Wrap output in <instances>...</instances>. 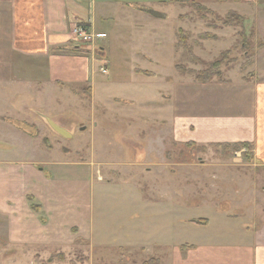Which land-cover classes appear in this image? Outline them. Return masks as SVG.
<instances>
[{"label":"rangeland","instance_id":"1","mask_svg":"<svg viewBox=\"0 0 264 264\" xmlns=\"http://www.w3.org/2000/svg\"><path fill=\"white\" fill-rule=\"evenodd\" d=\"M115 1L156 6L165 18H156L151 25L148 19L152 18L140 12L137 23L126 29L123 43L120 34L124 26H100L97 33L89 31L94 37L89 43L76 38L74 26L70 29L74 43L68 52L78 54L74 51L80 49L79 54H84L88 53L81 51L84 47L94 52L103 47L108 53L105 59L97 60L93 96L79 91L90 85H65L57 90L43 83L37 97H22L15 107H0V118L11 119L9 123L0 119V146L14 147L8 159L38 164V168L95 163L91 198L82 212L88 217L79 219V228L73 229L75 235L44 236L51 241L66 240L57 246L42 242L39 236H11L10 228L22 231L25 221L18 224L13 220L14 225L9 227L1 220L0 264H144L153 260L157 263L151 264H171L176 251L186 244L201 248L235 244L244 238L253 241L254 223L262 233L255 238L264 242L262 198H258L256 207H248L257 221L233 216L234 207L241 206V196L249 197L253 190L247 182L242 183L251 176L246 172L254 163L253 157L246 158L251 152L244 148L226 150L220 145L180 146L162 124V120L174 118L175 107L169 97L173 99L175 87L234 84L257 75L264 80V0H257V7L251 10L234 2L215 5L197 1L199 8L190 1ZM232 11L245 17L240 27L225 24ZM122 14L124 10L111 11V17L120 18ZM5 28L1 25L0 32L4 34ZM248 62L253 64L246 67ZM214 64L219 77L208 84L200 83L197 73ZM106 66L108 73L102 74L100 68ZM135 68L152 71L156 78L149 81L137 76ZM9 78L6 75L1 79ZM144 92L149 96L141 99ZM127 97H134L135 103L114 101ZM151 117L156 118V139H152L156 150L151 145L155 151L147 155L145 166L129 165L137 158L133 153L145 146L139 144L138 137L155 135L151 130L146 132L148 126L141 123ZM47 119L72 138L55 133ZM23 127L27 132L20 129ZM123 136L127 138L122 140ZM240 152L241 157L236 159L235 154ZM79 169L76 175H83L85 169ZM83 195L78 189L76 208H83ZM20 214L23 218V209ZM192 220H206V224ZM33 223L32 230L39 229V224L36 228Z\"/></svg>","mask_w":264,"mask_h":264},{"label":"crops","instance_id":"2","mask_svg":"<svg viewBox=\"0 0 264 264\" xmlns=\"http://www.w3.org/2000/svg\"><path fill=\"white\" fill-rule=\"evenodd\" d=\"M197 1L221 4L219 0ZM228 2L244 4L247 10L257 7V0H228L224 3ZM123 10L124 14L120 18L111 17V11L115 13ZM149 10L157 11L156 6L115 0H0V28L1 25H6L4 34L0 32V107H15L22 97L30 98L29 100L37 97L43 83L57 90L63 89L65 85H90L79 91L93 96L95 66L100 58L93 53L68 52L74 43L70 29L75 25H83L88 31L97 33L100 26L105 29L109 26H124V32L120 34V42L123 43L126 29L137 23L140 12L148 14L152 18L148 22L155 24L156 17ZM129 17L132 18L131 21ZM60 47L69 50L57 51ZM101 49L104 50L103 47ZM105 54H108L106 50ZM7 59L8 62H4ZM140 71L136 69L135 74L149 81L156 78V73L152 71ZM6 75H9V80L1 79ZM147 96L149 95L144 92L141 99L148 98ZM123 99L115 98L114 101L124 105L135 103L134 97ZM169 99L173 100L175 107L174 118L162 120V124L168 128L169 137L177 143H195L196 146L238 143L251 145L254 163L249 164L246 171L251 176L242 183L247 182L246 186L253 190L249 192V197L241 196V206L239 209L234 207L233 216L257 221L256 214L251 213L248 207L258 203V198L264 200V80L257 75L253 80L227 85L199 87L189 83L182 85L180 89L175 87L174 97L172 99L170 96ZM0 119L6 123L11 120L2 116ZM141 123L142 126H148L146 132L151 130L155 135L147 133L144 138L138 137L139 144H145L146 147L143 145L144 148L133 150V154L137 156L135 162H125L137 167L145 166L147 155L156 150V141L152 142V139H156V118H143ZM123 138L127 137L123 136L122 140ZM151 145H154L155 150ZM0 147V222L5 220L12 227L13 220H17L18 224L24 220L22 231L10 228L9 235L18 236L20 233L33 238L39 236L42 237V242L47 240L57 246L63 244L65 239H54V242L44 236L75 235L73 229L79 228V219L88 217L86 212H82L84 208L87 210L85 205H88L91 198L92 167L95 163H61L38 168V164L8 159L7 156L14 151L13 146ZM151 151L153 152L150 153ZM79 168L85 169L83 175H76ZM78 189H82L84 193L82 209L75 207ZM21 209L25 213L23 218ZM31 221L36 228L38 223L39 229L32 230ZM254 225L256 230L253 236L262 235L257 223ZM255 237L253 241L244 238L235 244L201 248L193 245V248L187 249H182L181 246L171 264H264V242L262 238L258 240Z\"/></svg>","mask_w":264,"mask_h":264},{"label":"trees","instance_id":"3","mask_svg":"<svg viewBox=\"0 0 264 264\" xmlns=\"http://www.w3.org/2000/svg\"><path fill=\"white\" fill-rule=\"evenodd\" d=\"M176 1H178V2H181V3H187V2H191V5H193V6H197V7H201V5L199 6V3L197 2V0H176ZM228 0H219V2H227ZM238 2V1H237ZM198 4V5H197ZM227 21H226V25L227 26H237V27H240V25L243 23V22H245V17H243V16H241V15H239L237 12H234V11H232V12H230L229 13V15H228V18L226 19ZM71 50L73 49V47H71L70 48ZM57 51H64V50H69L68 48H62V47H60V48H57L56 49ZM76 51H78V52H76ZM76 51H74L75 53H80L79 51H80V49H78V50H76ZM82 52H84V51H82ZM81 52V53H82ZM84 54H87V53H84ZM98 57V56H97ZM98 58H100V57H98ZM251 64H253V62L251 63V62H248L247 64H246V67L247 66H249V65H251ZM215 68H216V64H214V65H211L210 66V68L209 69H207V70H205V71H201V72H198L197 73V80L200 82V83H203V84H208V83H210L213 79H215V78H217V77H219V73H216V72H214V70H215ZM244 71V69L242 70V72ZM139 72H141V71H139ZM193 73V72H192ZM146 74V73H145ZM40 117H43L42 115H40ZM44 118V117H43ZM23 132H27V130H26V128L25 127H23V128H20ZM31 135H33L32 133H31ZM34 136H36V134H34ZM33 137V136H32ZM178 145H180V146H185V147H189V148H194V147H196V144L195 143H185V144H179V143H177ZM209 146H215V145H209ZM220 146H223L226 150H230V149H234V150H239V149H242V148H244V149H247V151L248 152H251V145L249 144V143H238V144H235V145H233V147H231L230 145H228V144H223V145H220ZM247 157V159H249V160H251V158H252V156H251V154L249 153L248 155H246ZM192 223H195V224H206V220L203 222V221H201V220H192L191 221ZM187 248H193V246H191V245H184V246H182V249H187ZM154 262H150V261H147V262H145L144 264H151V263H157V261L156 260H153Z\"/></svg>","mask_w":264,"mask_h":264},{"label":"water","instance_id":"4","mask_svg":"<svg viewBox=\"0 0 264 264\" xmlns=\"http://www.w3.org/2000/svg\"><path fill=\"white\" fill-rule=\"evenodd\" d=\"M148 12L150 14H152L153 16H155L156 18H159V19L165 18V16L160 12L151 11V10H149ZM81 51L88 52V53H94V54H96V56H98L100 58H105V56H106L105 51H103L102 49H100V50L96 49L94 52V51H92V49L90 47H84L81 49ZM47 122L49 123L50 127L55 131V133H57L58 135L62 136L65 139H71L72 138V135L69 132H67L64 129H62L61 127L57 126L51 120L48 119Z\"/></svg>","mask_w":264,"mask_h":264},{"label":"built area","instance_id":"5","mask_svg":"<svg viewBox=\"0 0 264 264\" xmlns=\"http://www.w3.org/2000/svg\"><path fill=\"white\" fill-rule=\"evenodd\" d=\"M74 35L76 36L77 39L80 40V42L82 43H89L91 42L94 37L91 36V33L88 31L87 27L83 26V25H75L74 26ZM101 73L102 74H107L108 70L106 67L101 68ZM241 152L240 153H236V159L238 157H241Z\"/></svg>","mask_w":264,"mask_h":264},{"label":"flooded vegetation","instance_id":"6","mask_svg":"<svg viewBox=\"0 0 264 264\" xmlns=\"http://www.w3.org/2000/svg\"><path fill=\"white\" fill-rule=\"evenodd\" d=\"M44 119H46V117L44 118ZM48 120V119H47ZM48 123V122H47Z\"/></svg>","mask_w":264,"mask_h":264}]
</instances>
